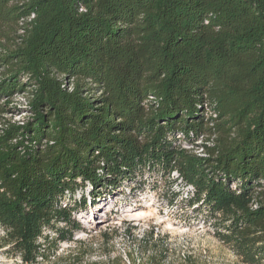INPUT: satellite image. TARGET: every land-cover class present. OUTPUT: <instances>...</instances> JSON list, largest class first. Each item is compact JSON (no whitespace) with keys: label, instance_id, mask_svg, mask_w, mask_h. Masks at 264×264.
<instances>
[{"label":"trees","instance_id":"16d2710c","mask_svg":"<svg viewBox=\"0 0 264 264\" xmlns=\"http://www.w3.org/2000/svg\"><path fill=\"white\" fill-rule=\"evenodd\" d=\"M6 29L0 120L19 95L30 115L0 130V246L48 262L82 230L67 196L148 168L264 264V0H0Z\"/></svg>","mask_w":264,"mask_h":264},{"label":"rangeland","instance_id":"374dc122","mask_svg":"<svg viewBox=\"0 0 264 264\" xmlns=\"http://www.w3.org/2000/svg\"><path fill=\"white\" fill-rule=\"evenodd\" d=\"M3 33L0 55L13 47L18 35L7 29ZM4 73L0 62V79ZM9 109L13 113L0 120V130L8 123L22 125L30 115L23 95L16 96ZM197 154L204 156L201 149ZM82 195L79 191L65 200L69 207L77 201L73 215L82 230L73 242L61 243L56 255L49 248V261L40 264H243L216 235L209 210L187 201V189L174 174L169 178L158 169L146 168L118 189L88 188L87 203L81 206ZM4 234L0 228V238ZM0 264L22 262L3 244Z\"/></svg>","mask_w":264,"mask_h":264},{"label":"built area","instance_id":"2783aa9c","mask_svg":"<svg viewBox=\"0 0 264 264\" xmlns=\"http://www.w3.org/2000/svg\"><path fill=\"white\" fill-rule=\"evenodd\" d=\"M178 138V140L183 144V147L185 148V146H187V147H189V145L188 144H185V143H183V141H184V139H185V136H182V135H178L177 136ZM174 175H176L177 176V179L179 178V176L176 174V173H173ZM179 180V179H178ZM180 181V180H179ZM181 182V181H180ZM183 187L185 188V189H187V193L189 194V196L186 198L187 199V201H190V203H191V200L194 198V196H195V189L192 187V186H187V185H184L183 184ZM194 205H196V207H198V209H199V206L197 205V204H194Z\"/></svg>","mask_w":264,"mask_h":264},{"label":"bare ground","instance_id":"6f19581e","mask_svg":"<svg viewBox=\"0 0 264 264\" xmlns=\"http://www.w3.org/2000/svg\"><path fill=\"white\" fill-rule=\"evenodd\" d=\"M140 213H141V212H140ZM135 215H136V214H135ZM137 215L140 216V215H142V214H139V213H138Z\"/></svg>","mask_w":264,"mask_h":264}]
</instances>
